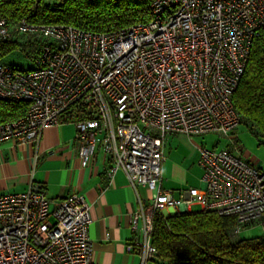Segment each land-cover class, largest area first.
Wrapping results in <instances>:
<instances>
[{"label":"built area","instance_id":"2783aa9c","mask_svg":"<svg viewBox=\"0 0 264 264\" xmlns=\"http://www.w3.org/2000/svg\"><path fill=\"white\" fill-rule=\"evenodd\" d=\"M38 1V0H37ZM151 20L110 32L69 25L12 28L0 17V43L40 40L29 70L0 61V99L27 103L0 123V144L37 145L43 130L72 124L80 166L99 154L112 179L122 171L137 197L125 247L140 264L157 260L153 223L163 211L192 207L232 218L231 241L257 227L264 234V171L227 149L197 147L200 188H161L168 135H219L234 145L241 116L232 96L254 39L264 30V0H149ZM30 186L0 194V264H94L83 195L48 199Z\"/></svg>","mask_w":264,"mask_h":264},{"label":"trees","instance_id":"16d2710c","mask_svg":"<svg viewBox=\"0 0 264 264\" xmlns=\"http://www.w3.org/2000/svg\"><path fill=\"white\" fill-rule=\"evenodd\" d=\"M149 0H0V17L10 28L25 20L31 25H69L110 32L151 20ZM40 40L25 37L0 43V61L19 49L34 58ZM241 125L264 140V30L254 39L246 70L232 96ZM27 103L0 99V123L16 120ZM232 218L212 212H182L156 217L151 233L162 264H264V234L231 241Z\"/></svg>","mask_w":264,"mask_h":264},{"label":"crops","instance_id":"0c3cea01","mask_svg":"<svg viewBox=\"0 0 264 264\" xmlns=\"http://www.w3.org/2000/svg\"><path fill=\"white\" fill-rule=\"evenodd\" d=\"M74 134V126L67 123L43 130L37 145H20L17 141L0 144V194L26 192L32 185L54 201L74 194L83 195L90 207L88 235L94 264H140L139 258L127 254L125 249L127 243L137 237L129 229V214L138 207L137 197L148 201L155 193L143 187H137L135 193L120 170L112 179L108 178L106 164L99 154L88 168H82L74 148ZM187 142L192 140L182 134L165 138L160 185L162 189L172 190L174 198H178L179 189L202 187L199 153L194 146L197 153L191 154ZM225 149L250 163L248 154L230 147ZM196 154L197 161H194ZM257 166L261 168L260 163ZM173 215L175 213L166 210L161 217ZM254 228H245L241 234Z\"/></svg>","mask_w":264,"mask_h":264},{"label":"rangeland","instance_id":"374dc122","mask_svg":"<svg viewBox=\"0 0 264 264\" xmlns=\"http://www.w3.org/2000/svg\"><path fill=\"white\" fill-rule=\"evenodd\" d=\"M2 63L14 66L20 70H29L32 66V56L29 55L28 49H19L6 56ZM234 145L238 151L246 153L250 157V163L254 165L261 164L264 171V140L255 132H250L245 126L240 125L234 133ZM196 147H204L207 149L221 150L230 147L231 144L226 138H221L219 135L209 134L202 137H197L192 142H187V147L191 154H195ZM194 161H197V154ZM196 163V162H195ZM192 212L198 211V207H192ZM261 235L259 228L248 229L241 234V238H251ZM148 264H162L159 261L150 262Z\"/></svg>","mask_w":264,"mask_h":264},{"label":"water","instance_id":"95a60500","mask_svg":"<svg viewBox=\"0 0 264 264\" xmlns=\"http://www.w3.org/2000/svg\"><path fill=\"white\" fill-rule=\"evenodd\" d=\"M35 191H38V188H37V189H35ZM182 211H184V210L182 209Z\"/></svg>","mask_w":264,"mask_h":264}]
</instances>
